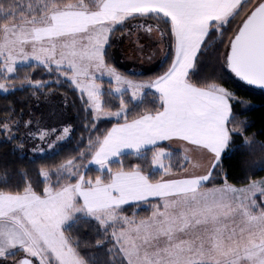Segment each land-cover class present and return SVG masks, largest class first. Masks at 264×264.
<instances>
[{"label": "snow or ice", "instance_id": "snow-or-ice-1", "mask_svg": "<svg viewBox=\"0 0 264 264\" xmlns=\"http://www.w3.org/2000/svg\"><path fill=\"white\" fill-rule=\"evenodd\" d=\"M244 5L241 0H0V91L15 89L5 83L10 75L34 96L50 83L67 84L79 92L89 133L76 156L54 171L39 169L42 191L26 173L15 185L10 177L3 181L0 264H98L87 248L102 250L104 264H264V180L236 187L225 174L224 183L205 186L235 153L233 137L243 138L241 147L251 142L246 119L234 111L244 100L218 83L220 77L201 76L200 58L218 42L223 68L264 86V0L251 3L225 39ZM117 28L135 52L150 53L149 59L156 53L153 44L161 45L167 67L137 80L113 66ZM25 63L42 68L49 79L27 72L19 77L17 65ZM105 76L111 81L107 90ZM105 94L112 99L105 101ZM146 103L152 106L137 111ZM24 115L6 108L0 116V134L8 142L19 136L15 147L21 150L24 138L52 149L73 127L58 130ZM102 117L116 122L101 129L107 122ZM176 142L186 146L177 152ZM125 149L141 161L150 153V170L140 163L125 167L117 159ZM190 151L201 159L209 156L207 166L193 162ZM90 164L98 166L94 177L87 172ZM186 164L204 172H189ZM141 205L150 213L138 217ZM82 221L93 228V239L75 231Z\"/></svg>", "mask_w": 264, "mask_h": 264}, {"label": "trees", "instance_id": "trees-1", "mask_svg": "<svg viewBox=\"0 0 264 264\" xmlns=\"http://www.w3.org/2000/svg\"><path fill=\"white\" fill-rule=\"evenodd\" d=\"M3 3L8 4L10 0H2ZM62 2H68V0H62ZM255 0H250V3L244 5L240 11V15L235 18V21L231 24L225 39L232 35V30L237 27V24L241 18L245 15L248 9L251 7V3ZM2 22V21H0ZM134 23V22H133ZM123 29L117 28L113 37V47L110 52L113 54V58L109 61L113 66L117 67L120 71L129 75L133 79L147 80L149 77H154L159 74L164 68L167 67V61L164 57L162 60L152 65L148 70L133 72L129 70L126 65L117 58L118 39L117 37H124ZM219 47V52L217 51ZM224 51L222 45L214 44L209 48L206 55L201 57V76H217L220 77L217 80L218 83L223 84L226 88H229L235 93V95L244 100L243 105H237L234 111L240 112L241 115L238 119H246L247 128L245 135L249 138L251 146H242V137H233L232 145L237 146L236 151L229 158H225L222 161V171L217 170L213 173V179L211 183L206 184V187H211L212 184H222L226 180L228 183L235 186L248 185L251 181L260 180L264 177V93L257 91L254 88L245 86L239 82L235 77H232L227 68L221 66L220 53ZM165 56V55H164ZM25 72L32 74L33 79L47 80V75L43 74L42 68H32L30 65L18 68V76L23 77ZM10 84H15L14 90H11L7 94L0 91V116L4 114L6 108H15L17 112L23 111L25 113L24 119H29V113L32 117L38 118L41 125H46L48 121L56 119V115L53 109H49L50 106L41 107L38 105L39 101L48 99L52 96H60L64 100V106L67 108V117L59 120V125L71 124L72 133L68 139L61 142L56 146V149L46 154L33 155L29 151L28 146L24 149L15 147L21 142V138L18 136L15 141L8 142L0 134V187H4L3 181L10 179V184L15 185L21 181V174L26 173L31 178L36 190L42 191L44 183L43 177L39 175V169L42 166L48 167L54 171L56 164L62 162L65 159L74 157L78 154L80 149L87 143L89 133L85 131V121L83 120L84 112L80 108L79 92H74L71 87L65 84L62 87H57L55 83H50L46 88L37 91L36 95H32V89L25 86L20 87V79L16 77L9 78L7 80ZM111 82L102 81V85L109 87ZM106 88L105 90H107ZM105 101H109L112 98L107 94L103 97ZM148 99H151L149 95ZM113 103L118 104V99ZM151 104H144L137 108V111L144 107H151ZM131 107V105H130ZM46 109V110H45ZM66 112V110H65ZM134 114V113H133ZM58 120V119H57ZM100 123L99 127L104 129L110 127L111 123L115 120ZM51 125V123H49ZM56 125V124H55ZM234 127V125H230ZM83 140V143L81 141ZM27 138H24L23 143H26ZM180 152L181 150H176ZM123 160L124 166L129 164L140 163L145 171L150 170V153L148 161H141L133 154L123 155L119 158ZM166 162L167 159H166ZM175 163L176 161H172ZM189 164H186L187 168ZM113 167H119V164H113ZM88 175L94 177L98 173V168L89 166L87 169ZM158 175V173H157ZM54 179V178H53ZM257 200L260 201V197L257 196ZM263 202V201H261ZM150 213L148 205H141L137 209V216H146ZM128 215H132V210H127ZM75 231L84 240H91L94 237V230L89 226L87 222H81L76 226ZM88 255L92 256L98 264H104L107 259L105 253L102 250L95 248H87L84 250ZM19 255V253H18Z\"/></svg>", "mask_w": 264, "mask_h": 264}, {"label": "rangeland", "instance_id": "rangeland-1", "mask_svg": "<svg viewBox=\"0 0 264 264\" xmlns=\"http://www.w3.org/2000/svg\"><path fill=\"white\" fill-rule=\"evenodd\" d=\"M119 38L120 39H118V47L119 48L117 49V58L123 63V65H126V67H128L129 70H131L133 72H140V71L148 70L150 67H152V65H154L157 62H159L160 60H162L164 55H165L164 51L162 50V46L161 45L153 44V47L156 49V53H155V56H152L151 59H149V56L151 55L150 53L141 54V53L135 52L133 50V48L131 47V45H130V43H129V41H128V39L126 37H119ZM28 65H29L28 63H25L23 65L18 64L17 68L23 67V66H28ZM9 78H11V75H10ZM105 80L108 81V82H111L109 80V78L106 77V76L102 79V81H105ZM5 83L11 85L8 81H5ZM102 87L104 89L108 88V87H106L104 85H102ZM1 92L4 93L3 91H1ZM63 104H64V100L60 96L48 97V99L38 102V105L41 106L42 108L45 107V106H50V107H48V110L49 109H53V111H54V113L56 115V119H54L53 121L49 120L48 123H46V126L52 127V128H56L58 130L61 129L64 126V125L63 126L62 125L58 126V124H60L59 120H62L64 117H67V108ZM65 110H66V112H65ZM101 119L107 120L108 118H103L102 117ZM49 123H51V125H49ZM71 133H72V131L70 132L69 136L66 137L64 140L57 142L53 146L52 149H49L47 147V143H45V142H41L38 139H29V138H27L26 143H23V149L26 146H28L29 151L32 152L33 155H36L38 153L39 154L50 153V151L55 150L56 146L60 145L61 142H63L66 139H68L70 137ZM53 139H54V137H53ZM183 147H185V146H183ZM33 148H43L44 151L43 152H39V151L33 152V151H31V149H33ZM190 155L192 157L193 162L199 161L204 167L207 166L208 160L210 159V157L207 156V155L203 156V158L201 159V156H200V154L198 152H191L190 151ZM117 159H119V158H117ZM89 166H94L96 169L98 168V166H96L95 164H90ZM204 167L193 169L191 164H189L187 169H188L189 172L195 171V172H202L203 173L204 172ZM260 180H264V177L262 179H260ZM260 180H255V181H260ZM244 186H246V185L236 186V187H244Z\"/></svg>", "mask_w": 264, "mask_h": 264}, {"label": "water", "instance_id": "water-1", "mask_svg": "<svg viewBox=\"0 0 264 264\" xmlns=\"http://www.w3.org/2000/svg\"><path fill=\"white\" fill-rule=\"evenodd\" d=\"M227 70H228V72L230 73V75H231L232 77H235L239 82H241V83L244 84L245 86L247 85V86H249V87H251V88L256 89L257 91L259 90V91H261V92L264 93V86L248 84L247 82H245V81L241 80L240 78L236 77L235 74L232 73L230 69H227Z\"/></svg>", "mask_w": 264, "mask_h": 264}, {"label": "crops", "instance_id": "crops-1", "mask_svg": "<svg viewBox=\"0 0 264 264\" xmlns=\"http://www.w3.org/2000/svg\"><path fill=\"white\" fill-rule=\"evenodd\" d=\"M244 2V0H241V4ZM183 146H186V145H182V144H180L179 142H176L175 144H174V149L175 150H181L182 149V147ZM123 152H124V155H127V154H132V151L131 150H128V149H125V150H123ZM120 158V157H119ZM198 174H201L202 172H197Z\"/></svg>", "mask_w": 264, "mask_h": 264}]
</instances>
